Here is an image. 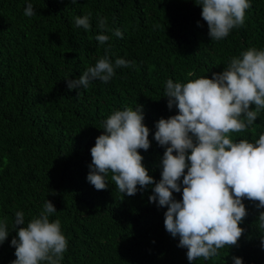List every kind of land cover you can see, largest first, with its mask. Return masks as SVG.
<instances>
[{"label": "trees", "instance_id": "16d2710c", "mask_svg": "<svg viewBox=\"0 0 264 264\" xmlns=\"http://www.w3.org/2000/svg\"><path fill=\"white\" fill-rule=\"evenodd\" d=\"M28 3L32 17L24 15ZM249 3L244 24L216 41L196 0H0V222L9 231L0 243V264L16 259L15 213L22 211L27 223L47 200L57 209L50 220L60 221L68 241L61 264H234V257L264 264V228L258 221L264 208L258 201L243 199L247 215L236 245L195 261L178 246L180 237L166 230L167 206H159L158 198L150 201L170 146L155 140L156 124L179 113L175 105L168 107L166 81L212 78L248 48L264 50V0ZM88 13L91 28L75 27L74 18ZM98 18L106 19L104 45L95 39L102 31ZM106 54L113 65L117 58L134 63L116 68L107 83L97 79L86 89L68 87ZM139 105L150 147L138 151L154 183L138 185L128 196L109 173L107 188L96 190L87 176L103 121L115 110ZM261 133L264 110L253 125L232 135L254 142ZM179 183L173 198L182 201L183 177Z\"/></svg>", "mask_w": 264, "mask_h": 264}, {"label": "clouds", "instance_id": "9594fccd", "mask_svg": "<svg viewBox=\"0 0 264 264\" xmlns=\"http://www.w3.org/2000/svg\"><path fill=\"white\" fill-rule=\"evenodd\" d=\"M196 3L202 5L208 34L216 41L242 26L245 11L251 6L249 0ZM24 15H35L31 3ZM90 16L91 13L75 17V27L90 29ZM97 27L102 31L95 39L104 45L109 40L103 33L106 19L98 18ZM115 35L123 38L119 29ZM133 63L117 58L113 65L106 54L78 79L70 80L68 87L86 89L97 79L107 83L116 68L131 67ZM164 96L168 97V107L175 105L179 113L161 118L156 124L155 140L170 146L162 160V179L155 183L150 201L158 198L159 206H167L165 228L173 237H180L178 246L188 249V260H208L217 256L219 249L234 246L240 239L244 231L240 223L247 215L243 199L258 201L257 206L264 208V133L254 142L247 138L236 140L232 135L253 125L264 110V50L248 48L232 57L225 70L212 78L201 76L186 83L168 79ZM142 109L139 105L115 110L103 121L101 128L105 131L91 148L87 176L96 190L107 188L109 173L118 191L128 196L136 194L138 185L144 188L154 183L138 151L150 147V130L143 123ZM181 177L183 193L182 201H178L173 191H181ZM56 211L53 202L47 200L40 213L27 223L22 211L15 213L13 229L17 236L11 244L15 246L16 259L12 264H61L68 241L60 221L50 220ZM258 221L264 228V212ZM8 233L6 221L0 222V243ZM234 264H243L242 258L234 257Z\"/></svg>", "mask_w": 264, "mask_h": 264}]
</instances>
